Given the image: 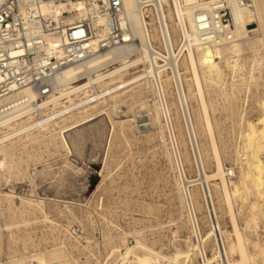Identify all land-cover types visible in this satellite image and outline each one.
Masks as SVG:
<instances>
[{
	"label": "bare ground",
	"instance_id": "1",
	"mask_svg": "<svg viewBox=\"0 0 264 264\" xmlns=\"http://www.w3.org/2000/svg\"><path fill=\"white\" fill-rule=\"evenodd\" d=\"M158 1L162 26L166 28V68L151 56L147 46V39L153 47L152 40L162 39L159 32H149L148 28L147 36L146 22L139 14L140 0H121L122 25L129 23L137 41L63 68L54 79L56 92L49 97H40L32 87L16 93L18 104L0 117V170H6L7 176L13 172L18 175L20 161L24 156H33L34 144L71 152L66 134L74 130L83 138L79 127L104 113L109 117L123 114L129 94L122 95L132 90L130 96L139 98L138 112L142 109L148 113V124H137L143 120H137L134 111L132 117L125 115L116 122L131 126L136 121L138 128L153 125L158 129L157 137L176 172L179 216L170 222L177 228L186 227L185 247L177 244L169 255L162 248L154 250L152 241L145 239L141 231H123L115 236L106 233V241H114L100 257L94 252L97 244L93 237L81 231L83 225L74 234L69 223L63 229L70 241L68 248L58 243L27 256H10L0 264H264V95L250 98L251 88L264 87V0ZM153 4L157 6L155 0ZM82 8L81 2H68L56 9L71 12L67 19L72 21ZM221 8L229 10L231 21L227 25L220 19ZM124 36L132 38L128 33ZM247 51L251 52L248 57ZM93 87L100 92L97 90L91 99ZM83 88L81 95L74 94ZM146 91L153 94L150 100L145 98ZM213 93L217 99L211 96ZM170 95H174L173 101ZM219 108L229 112L226 115L235 141L227 169L218 143L221 136L215 133L217 121L210 113ZM248 108L256 109V115H251ZM180 125H184L192 145L195 166L203 168L196 180L189 181L183 173L184 161L190 159L179 147L186 144L182 130L178 135L175 132ZM201 136L204 141L200 142ZM208 159L213 161L210 171L206 170ZM5 199L9 207L20 212L27 207L43 210L42 200L21 196L9 188ZM58 212L66 214L64 210ZM223 217L230 229L221 225ZM52 224L53 231L61 228ZM177 233L178 229L173 237ZM129 235L137 241L135 244L128 243Z\"/></svg>",
	"mask_w": 264,
	"mask_h": 264
},
{
	"label": "rangeland",
	"instance_id": "2",
	"mask_svg": "<svg viewBox=\"0 0 264 264\" xmlns=\"http://www.w3.org/2000/svg\"><path fill=\"white\" fill-rule=\"evenodd\" d=\"M250 55V51L245 53L247 57ZM263 80L264 75L261 81ZM251 89L250 98L256 94L264 95V87ZM132 92L131 90L122 95L129 94L124 113L110 115L114 123L109 114L104 113L78 128L83 131V138L78 135V131L68 132L66 136L71 152L56 151L53 147H45L43 143L34 144L33 156H24L23 161H20L18 175L13 172L7 176L6 170H0V263H3L2 258L7 254L8 259L19 254L27 256L28 253L49 249L58 243L68 248L70 241L63 229L69 223L73 227L83 225L81 231L93 237L92 240L97 244L94 252L100 257L105 255L114 241H106V233L115 236L123 231L131 233L139 230L145 239L152 241L154 250L162 248L169 255L175 252L177 244L185 247V240H188L186 227L178 225L177 228V225L170 222L176 221L179 216V200L174 185L176 172L157 137L158 129L150 124L138 128L136 121L131 126H122L116 122L125 115L132 117L135 112L138 115L136 119L143 120L137 124H148L149 116L142 109L138 112L139 98L131 97ZM211 96L217 99L215 93ZM145 98L148 100L150 96L145 95ZM169 98L173 101L174 95ZM248 109L251 115H256V109ZM173 113L175 116L174 110ZM210 113L212 119L217 121L215 133L222 137L219 136L218 143L227 169L232 163L230 152L235 144L229 125V112L219 108ZM179 123H183L181 118ZM183 126L175 128L177 135L181 129L186 138L185 146L179 147L190 159L189 162L184 161L183 173L188 180H196L202 176L203 168L195 166L192 145L189 144ZM203 139L201 136L199 141H204ZM211 161L208 159L206 162L207 171L213 169ZM8 188L21 196L42 200L45 210L42 212L38 208L31 210L27 207L20 212L14 206L9 207L5 199ZM58 210H64L66 214H58ZM52 222L59 224L61 228L53 231ZM220 222L223 227L230 229L226 218H221ZM177 229V236L173 237V232ZM136 242L131 235L128 236L130 245ZM84 260L82 256L81 261Z\"/></svg>",
	"mask_w": 264,
	"mask_h": 264
},
{
	"label": "built area",
	"instance_id": "3",
	"mask_svg": "<svg viewBox=\"0 0 264 264\" xmlns=\"http://www.w3.org/2000/svg\"><path fill=\"white\" fill-rule=\"evenodd\" d=\"M140 0L139 14L145 20V32H159L162 42L149 39L151 56L166 68V28L163 27L159 1ZM81 2V13L72 21L71 12L57 11L61 3ZM121 0H0V117L19 102L14 95L28 87L40 97L54 94V79L59 71L78 65L96 54L128 42H136L129 23L122 25ZM220 19L231 21L228 9H220ZM132 35L126 39L124 34ZM178 50V49H177ZM79 81L82 80L79 75ZM157 86V84H155ZM79 89L74 94L82 93ZM100 92L93 87L91 99ZM84 94V93H83ZM144 95L152 98L151 91ZM148 99V100H150ZM79 226L73 227L76 234ZM8 261L7 255L2 262Z\"/></svg>",
	"mask_w": 264,
	"mask_h": 264
}]
</instances>
